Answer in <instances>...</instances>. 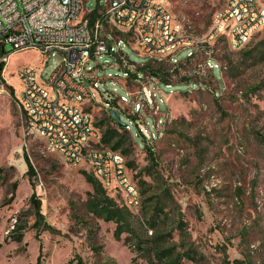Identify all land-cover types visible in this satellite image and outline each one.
Listing matches in <instances>:
<instances>
[{
	"label": "rangeland",
	"instance_id": "374dc122",
	"mask_svg": "<svg viewBox=\"0 0 264 264\" xmlns=\"http://www.w3.org/2000/svg\"><path fill=\"white\" fill-rule=\"evenodd\" d=\"M164 2L172 16L197 34L209 28L214 13L224 6V0ZM84 4L92 9L104 0H83ZM257 44L255 51L264 50V28L236 48L227 36L218 38L213 55L220 68L212 69L218 95L211 89L189 90L195 84L179 81L178 76L169 79L173 82L170 86L160 82L165 102L157 94L154 109L158 103L159 114L166 112L167 120L157 127L162 134L156 139H149V133L155 132L151 99L144 120L116 109L130 132L108 119L105 108L109 103L120 95L129 103L130 95L123 85V70L114 66V57L97 58L103 66L97 70L98 87H90L94 99L89 107L101 131L111 126L123 136L126 162L132 161L127 167L140 200L139 214L129 207L134 221L145 226V212L156 198L142 202L145 212L140 210L141 201L160 195L168 213L160 226L171 231L166 244L183 238L200 254L195 261L184 259V264H264V59L244 56ZM121 47L136 64L148 62L132 45L122 42ZM4 49L11 53L6 66L0 67V264H36L40 251L42 264H81L78 258L82 264H131L135 254L124 244V235L115 239L114 223L87 209L93 191L84 175L93 174L89 164L67 165L41 135L27 132L17 106V68L34 65L40 79L46 81L60 63L61 54L12 51L10 43ZM186 52L181 50L176 57H184ZM200 61L186 63L181 71L196 74ZM91 64L96 65V60ZM153 66L164 78L168 76L166 62L154 60ZM143 71L140 67L139 74ZM109 75L113 77L105 78ZM209 75L207 71L203 77L209 80ZM147 89L142 88L146 95ZM148 149L155 163L150 161ZM24 152L35 171L31 177ZM106 192L124 203L120 191L111 188ZM32 195L40 202L42 222L50 227L41 223L39 230L33 226ZM178 217L185 222L184 235L175 228ZM13 224L23 227L20 241L10 236Z\"/></svg>",
	"mask_w": 264,
	"mask_h": 264
},
{
	"label": "built area",
	"instance_id": "2783aa9c",
	"mask_svg": "<svg viewBox=\"0 0 264 264\" xmlns=\"http://www.w3.org/2000/svg\"><path fill=\"white\" fill-rule=\"evenodd\" d=\"M76 10H83V17H76ZM227 21H234V44L244 45L264 28V1L224 0L209 28L197 34L171 16L164 0H104V4L92 9L86 8L83 0H0V63L6 66L11 53L5 51L6 43L12 44V51L35 49L47 55L61 54L60 63L46 81L40 79L34 65L22 64L16 70L17 106L23 113L26 130L44 136L47 147L59 152L67 165L85 162L94 166L93 175L103 181L107 190L125 191L124 204L130 207L134 205L133 188L121 173L118 150L97 143L101 130L93 114L84 113V106L91 105L94 99L90 87H98L97 70L103 66L97 58L106 54L114 57V66L123 70V85L130 95L129 103L125 95L117 96L105 108L107 115L110 117V109L121 108L144 120V110L149 109L151 99L155 132L149 133V139H156L162 134L157 127L164 125L167 113L159 114L158 103L154 109L157 94L165 102L159 87L164 75L154 74V60L168 64L167 78L184 75V82L192 81L195 87L189 90L211 89L215 95L220 94L212 73L213 67L220 66L213 47L217 36L226 31ZM122 42L147 56L148 62L141 65L131 61L121 47ZM184 49L186 55L177 58ZM92 59L96 65L91 64ZM195 59H201L196 79L191 72L181 71L182 65ZM140 67L144 68L142 75ZM207 71L209 80L203 77ZM164 83L170 86L173 82ZM144 86L148 87L147 95L142 90ZM60 93L72 96L73 110L62 106ZM122 128L130 132L129 124Z\"/></svg>",
	"mask_w": 264,
	"mask_h": 264
},
{
	"label": "trees",
	"instance_id": "16d2710c",
	"mask_svg": "<svg viewBox=\"0 0 264 264\" xmlns=\"http://www.w3.org/2000/svg\"><path fill=\"white\" fill-rule=\"evenodd\" d=\"M94 15L95 14L91 16L92 19ZM255 49H259L258 44L254 47V51L250 49L244 56L250 60H255L258 57L264 59V50L257 52ZM156 73L157 72L154 71V74ZM192 76L195 79L197 78L195 73ZM185 79L184 75L179 77L180 81H184ZM162 80L164 82L170 81L167 76L165 78L162 77ZM255 88H258V86H255ZM108 119L114 121L109 116ZM100 141L104 146H108L113 150H120L124 155L128 151V149L122 147L124 141L123 136L115 127L108 126L101 131ZM147 152L150 161L155 163L156 158L152 150L148 149ZM23 157L27 165V174L31 177L35 174L33 165L25 152ZM126 163L128 167L132 166V161H127ZM84 175L93 188L87 201L88 211L106 221H112L114 223L113 236L115 239H120V237L124 235V244L135 254L131 257V264H184V259L195 261L199 258L200 254L197 250L185 244L183 238L179 242L166 244L168 238L171 237V231L162 229L160 226L163 224V220L167 218L168 214L165 211V203L162 201L160 195H158V197L151 195L144 201H141L140 210L142 209V211L145 212L146 206L142 202L152 201L156 198L150 210H146L145 212L146 219L143 221V224L146 225H136L133 217L134 213L128 206L122 201L117 202L114 197L109 196L106 192L107 189L93 174L84 172ZM135 180L136 183H138L137 179ZM32 201L35 208V221L33 226L39 230V225L41 223L43 226L50 227L49 224L42 222L43 214L41 213L40 202L35 199L34 195H32ZM175 224V228L179 230L180 234L184 235V220L178 217ZM22 228L21 225L13 224L12 229L9 230L13 240L20 241L22 239ZM149 229L152 231L151 233H148ZM78 262L82 264L80 258H78ZM36 264H42L41 251L37 256Z\"/></svg>",
	"mask_w": 264,
	"mask_h": 264
},
{
	"label": "bare ground",
	"instance_id": "6f19581e",
	"mask_svg": "<svg viewBox=\"0 0 264 264\" xmlns=\"http://www.w3.org/2000/svg\"><path fill=\"white\" fill-rule=\"evenodd\" d=\"M172 16V15H171ZM76 17H83V10H76ZM234 21H227V23H225V30L223 32V35L227 36L229 43L232 47L236 48L242 45V43H235L234 41L236 39V32H234ZM221 36H217V40L218 38H220ZM60 102L62 104V106H66V110H73L74 108V100L72 98L71 95H69L68 93H60ZM84 113H92L90 110L89 105H85L84 106ZM44 138V136H42ZM100 137L101 135H97V143H101L100 141ZM118 155H120V163H121V173H124V178H126V182L130 183L131 188H133V198H134V205H130V208L133 209L134 211H137V209L139 208L140 205V200H139V195H138V188L135 185V183L132 180V177L128 171V167H127V163H126V157L124 154L121 153L120 150H118ZM91 171L94 174V166L90 165ZM95 177L97 178V175H95ZM100 180V179H98ZM102 185H103V181L100 180ZM118 190V188H113ZM125 199V191H120Z\"/></svg>",
	"mask_w": 264,
	"mask_h": 264
},
{
	"label": "water",
	"instance_id": "95a60500",
	"mask_svg": "<svg viewBox=\"0 0 264 264\" xmlns=\"http://www.w3.org/2000/svg\"><path fill=\"white\" fill-rule=\"evenodd\" d=\"M3 65V63H0V67ZM110 118H112L118 125L122 126L124 123H122L119 119V116L115 109H110L109 111Z\"/></svg>",
	"mask_w": 264,
	"mask_h": 264
}]
</instances>
